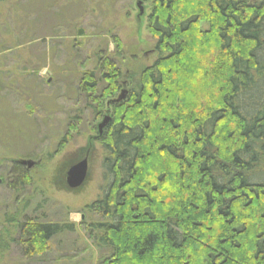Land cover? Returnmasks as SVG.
I'll list each match as a JSON object with an SVG mask.
<instances>
[{
  "label": "trees",
  "instance_id": "16d2710c",
  "mask_svg": "<svg viewBox=\"0 0 264 264\" xmlns=\"http://www.w3.org/2000/svg\"><path fill=\"white\" fill-rule=\"evenodd\" d=\"M92 3L0 0V8L7 4L11 20L24 23V43L14 48L29 50L40 40L36 31L45 17L56 23L55 37L87 38L82 17ZM150 5L147 28L157 53L151 65L129 66L116 37V53L107 46L88 57L77 51L81 44L74 39L63 43L73 58L53 70L59 78L77 80L75 93L94 120L103 117L105 103L116 99L127 76L129 93L111 104L114 114L99 139L105 187L87 208L103 220L89 234L110 250L104 264H264V0H150ZM90 8L96 14L103 9ZM47 43L42 40L47 53L36 60L24 57V100L31 103L24 114L36 120H12L24 128L26 147L36 145L40 112L55 114L48 96L30 85L60 55L57 45ZM71 121L80 126L81 113ZM8 122L0 111V133L14 132ZM68 142L65 137L61 146ZM30 185L24 166L14 163L0 189L18 204ZM3 223L16 233H0V257L15 246L28 262L44 258L53 240L71 230L28 217Z\"/></svg>",
  "mask_w": 264,
  "mask_h": 264
},
{
  "label": "rangeland",
  "instance_id": "374dc122",
  "mask_svg": "<svg viewBox=\"0 0 264 264\" xmlns=\"http://www.w3.org/2000/svg\"><path fill=\"white\" fill-rule=\"evenodd\" d=\"M90 1L93 3L88 6L93 9L102 7L103 9L96 14L89 7L87 16L82 17V22L88 31L87 38H75V34L65 39L55 37L58 36L59 29H52L56 23L50 21V17H45L40 19V27L36 31V38L40 40L29 50L25 45L14 48L16 44L24 43V23L19 26L11 20L7 4L0 8V111L3 115L5 113V117L8 115L11 121L8 123L14 131L0 133V185L8 179L14 163H19L20 160L34 163L32 168L24 166L31 179V185L25 189L24 197L18 204L11 192L5 188L0 189V226L4 225L3 228L0 227V233L7 229L15 237L16 227L3 222L12 218L15 222H23L27 217L46 223L68 225L71 229L53 240L50 252L44 258L33 262L22 260L18 249L13 246L4 257H0V264H104L111 257L110 250L100 247L93 235L89 234L90 227L103 219L87 207L101 199L103 195L104 153L99 142V125L105 117L112 118L115 110L106 102L103 117L94 120L91 113L84 110L82 102L75 93L73 83L77 80L71 76L59 78L54 75L53 70L73 58L74 53L68 51L67 47L70 46L67 44L72 43L74 39L81 44L78 45L77 51H80L82 56L88 57L94 51L104 52L107 46L110 52L116 53L118 47L113 43L116 37L122 50V57L134 68L151 65L156 60L157 53L154 51L155 40L147 28L151 14L150 0ZM249 1L255 2V0ZM201 27L204 31L209 29L206 22L201 23ZM42 40L48 42L47 47L52 44L57 45L59 49L57 52L60 55L56 56L55 64L51 61L46 68L39 70L38 82L28 85L38 86L39 88L36 89L39 95L55 98L52 101L51 98L46 97L50 103L48 105L55 114L46 117L41 112L39 115L37 113L40 130L38 134H34L38 139L36 145L26 147L24 128L18 129L16 124L18 120L12 119L18 118L22 124L24 120H36V117L29 118L24 114L30 111L25 108L27 104H31L24 100V85L27 79L24 76V64L27 63L24 62V57L29 54L36 60L35 58L40 57L44 51L47 53L46 44L41 45ZM64 41L67 42L66 46L63 45ZM82 61L83 57L80 63ZM27 67L30 71L35 69L34 66ZM90 67L84 65L86 69H91ZM127 71L129 74V70ZM34 79L36 78L28 80ZM46 81L51 84L43 85ZM124 90L129 93L127 76L122 81V88L116 99ZM79 113L82 124L76 126L72 123L71 117ZM4 123L6 124L7 121L4 120ZM70 124L73 126L69 127ZM18 137L21 138L19 144ZM65 137H69L70 142L61 146V141ZM12 141L16 142V146ZM86 157L88 158L86 181L79 189L70 190L65 182L67 171Z\"/></svg>",
  "mask_w": 264,
  "mask_h": 264
},
{
  "label": "water",
  "instance_id": "95a60500",
  "mask_svg": "<svg viewBox=\"0 0 264 264\" xmlns=\"http://www.w3.org/2000/svg\"><path fill=\"white\" fill-rule=\"evenodd\" d=\"M127 94H128L127 91L125 90L122 91L121 95L116 100L112 101L110 105L121 103L122 101L126 99ZM110 122H111V118L105 117L103 119V122L99 125V132L102 133L103 130L109 125ZM20 164L24 166L27 165L29 168H32L34 165L33 162L25 161V160H21ZM87 174H88V158L86 157L84 160H82L81 162H78L77 164L71 166L68 169L66 177H65V182H66L67 187L70 190L79 189L85 183Z\"/></svg>",
  "mask_w": 264,
  "mask_h": 264
},
{
  "label": "flooded vegetation",
  "instance_id": "af4514ba",
  "mask_svg": "<svg viewBox=\"0 0 264 264\" xmlns=\"http://www.w3.org/2000/svg\"><path fill=\"white\" fill-rule=\"evenodd\" d=\"M115 100H116V99H115ZM109 103H110V102H109ZM109 103H108V106L110 105ZM109 124H110V123H109ZM106 128H107V127H106ZM106 128H105V129H106ZM105 129L103 130V132H102V133H100V132H99V135H98V136H99V138H100V137L103 135V133H104ZM20 161H21V160H20ZM20 161H19V163H20ZM21 165H22V164H21ZM23 166H24V165H23Z\"/></svg>",
  "mask_w": 264,
  "mask_h": 264
}]
</instances>
